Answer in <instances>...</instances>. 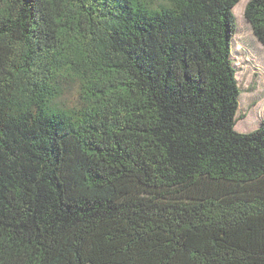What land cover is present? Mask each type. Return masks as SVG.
I'll list each match as a JSON object with an SVG mask.
<instances>
[{"label": "trees", "instance_id": "16d2710c", "mask_svg": "<svg viewBox=\"0 0 264 264\" xmlns=\"http://www.w3.org/2000/svg\"><path fill=\"white\" fill-rule=\"evenodd\" d=\"M241 1L0 0V264H264Z\"/></svg>", "mask_w": 264, "mask_h": 264}, {"label": "rangeland", "instance_id": "374dc122", "mask_svg": "<svg viewBox=\"0 0 264 264\" xmlns=\"http://www.w3.org/2000/svg\"><path fill=\"white\" fill-rule=\"evenodd\" d=\"M248 2L242 0L234 8L238 29L232 41V54L242 90L235 129L240 133L259 129L264 120V45L245 18Z\"/></svg>", "mask_w": 264, "mask_h": 264}]
</instances>
